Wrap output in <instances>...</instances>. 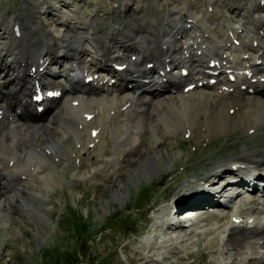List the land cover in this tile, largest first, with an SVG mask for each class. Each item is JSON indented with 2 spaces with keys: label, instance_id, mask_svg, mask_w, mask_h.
Here are the masks:
<instances>
[{
  "label": "bare ground",
  "instance_id": "1",
  "mask_svg": "<svg viewBox=\"0 0 264 264\" xmlns=\"http://www.w3.org/2000/svg\"><path fill=\"white\" fill-rule=\"evenodd\" d=\"M129 1H121L123 8H128ZM154 1L150 0L147 7L153 8ZM170 1L164 26L151 18L144 25L129 30L112 24L111 30L104 33L92 31L94 19L84 18L79 11L75 15L66 14L51 2L52 11L62 13L58 18L62 27L56 29L58 35L48 38L43 34L41 46L35 52H31L29 43L22 49L14 44L8 46L13 50V57L19 54L26 57L22 62H15L11 56L7 57V60L12 58L10 62L3 60L1 53L5 45L0 46V142L6 139V130H13L12 138L4 141L8 144L0 145V216L10 217L11 201L24 200L22 189L28 188L27 185L19 188L24 179L11 167L23 164L24 173L32 180L38 179L39 187L48 189L53 182L50 171L41 173L39 170L46 157H33L38 147L45 153L53 149L68 159L75 151L83 149L91 171L85 170L82 176L99 178L97 172L108 169L112 195L122 199L125 194L122 179L131 172L152 176L162 171L157 176V184L171 186L176 181L179 171L167 180L170 172L163 170L161 156L163 148L167 151L168 143L180 131L189 138L204 128L205 138L238 126L253 132L264 126L263 0H253L252 5L246 0H235L236 23L223 21L219 31L214 26V10L204 8L203 3L186 0L181 6L176 0ZM184 9L189 13L181 20ZM252 18L256 26L251 23ZM236 39L240 42L236 43ZM52 44L58 45L65 54L50 55L48 50ZM102 55L104 58H100ZM213 59L218 61L215 60V66L209 64ZM51 63L59 69L51 70ZM119 64L125 67L118 69ZM42 66L45 72L40 71ZM182 67H187L188 72L183 74ZM212 68H220L219 73L211 74ZM229 68H234V79L229 77ZM113 77L117 79L115 82H111ZM213 77L217 80L211 82ZM146 81L150 82L146 84ZM244 82L249 85L246 89L242 88ZM190 83H194V87L185 90ZM40 88H46L45 93L55 90L59 94H46L37 102L32 96ZM40 104L44 105L42 110H39ZM89 113L93 116L88 119ZM46 115L49 117L45 118ZM21 127L35 140H27L30 148L23 149L22 154L18 153L19 135L15 131ZM88 131L85 137L84 132ZM109 133L114 139L113 149L104 145ZM66 142L70 143L68 147ZM8 152L13 161L2 158ZM47 156L49 159L50 155ZM238 160L245 163L239 164ZM227 163L236 169H232L231 174L225 173ZM190 166L184 164L181 173ZM79 167H73L72 176L80 175ZM219 167L221 169L202 186L196 175L185 181L184 186L193 191L189 195L193 201L186 205L189 211L209 202L225 208L231 204L237 197L235 191L226 196L227 203L217 197L211 198L212 194L220 192L215 186L219 181L242 185L244 190L252 191L256 181L264 175V149L252 150L245 146L239 155L221 162ZM4 172L6 174L2 175ZM14 181L15 187L11 185ZM169 206L171 203L166 207L169 209ZM18 209L24 210L23 205ZM226 215L228 219L223 224L204 225L206 228L196 233L216 231L213 236L221 235L222 249L216 253L221 254L219 264H264V198L255 194L246 197ZM4 224L8 227L10 221L4 220ZM180 225L178 222L166 225L171 232H178L175 244L194 236L187 229L182 232Z\"/></svg>",
  "mask_w": 264,
  "mask_h": 264
},
{
  "label": "rangeland",
  "instance_id": "2",
  "mask_svg": "<svg viewBox=\"0 0 264 264\" xmlns=\"http://www.w3.org/2000/svg\"><path fill=\"white\" fill-rule=\"evenodd\" d=\"M121 1L0 0V46L5 45L1 53L2 59L10 62L14 58L15 62L17 60L22 62L26 57H21L20 54L13 57L11 55L13 50L7 48L8 46L14 44L17 49H22L29 43L32 46L31 52H35L41 46L43 34L48 38L59 34L56 29H62L58 21L62 13H54L52 7L49 6L51 2H54L59 10L66 14L75 15L79 11L84 18L94 19L92 31L101 30L99 33L110 31L112 24L119 25L125 30L135 29L138 25L141 26L151 21V18L159 20L160 25L164 26L168 17L167 7L171 5L170 0H156L153 8H149L147 6L150 0H130L128 10V8H123ZM234 1L195 0L194 2L199 5L203 3L204 8L214 10L215 13L212 15L216 21L214 26L215 30L219 31L223 21L235 23L237 21V11L233 10ZM246 2L252 5L253 0H246ZM175 3L182 6L186 0H176ZM188 13V10L184 9L181 20H184V16ZM251 23L255 25L256 20L252 18ZM259 33L262 34V30ZM88 44L90 45L89 42ZM48 52L53 56L65 54L56 44H52ZM9 56L12 58L7 60ZM100 58H104V55ZM58 59L61 58L58 57ZM54 65L51 68L58 70V65H55L56 67ZM140 79L143 81V78ZM52 80H55L54 77ZM21 128L15 130L19 135L20 150L18 153L20 154L23 149L30 148L28 139L35 141L24 127ZM203 129L190 138L185 137L184 131H180V134L178 133L168 143V152L163 148V157L161 156L162 160L160 159L162 163H160L165 167L164 171L170 172L167 180L174 175L172 173L179 171L177 174H180L171 186L166 183L157 184L156 180L162 171L152 176L131 172V176L130 174L123 176L125 194L122 199L112 195L108 169L97 172L99 178L82 176L85 170L91 171L90 162L84 159L83 149L75 151L72 158L68 159L66 155L59 154L53 149L45 153L43 149L36 148L33 157L37 155L46 157V160L41 161L43 167L39 170L41 173L50 171L53 182L48 189L39 187L38 179L32 180L24 173L23 164L11 167V169H17V173L21 174V178L24 179L19 188L24 185L28 188L22 189L24 200L18 198L16 201H11L12 214L10 217L0 216V264H219L221 254L216 253L222 249L221 235L213 236L216 231L196 233L205 229L204 225L208 226L217 222L223 224L228 219L225 214H230L233 206L242 203L243 199L252 194L244 190L243 186L231 189L229 185L225 193L241 189L235 200L226 208H216L212 202L203 206H194L195 209H200H196L197 212L187 222L180 223L183 227L182 232L187 229L194 236L192 235V239L183 240L179 244L173 243L176 241L178 232H171L166 228L162 218L164 213L162 206L179 198V206H181L179 213L184 216L190 212L186 205L193 201L192 196H189L193 191L184 186L185 181L192 175L202 176V182L199 178L202 186L208 182L213 172L221 168L219 167L221 162H227L236 157L245 146L252 150L264 149V126L257 128L254 132L238 126L229 129L228 132L205 138L202 134ZM12 131L9 129L5 131L6 139L12 138ZM88 134L89 131L84 132L85 137ZM4 141L0 142L1 146L8 144ZM65 144L68 147L70 143ZM104 145H109L110 149L114 148V139L110 133L105 136ZM47 155H50L49 159ZM2 158L13 161L10 152ZM188 163L191 164L190 168L182 174L184 164ZM238 163L244 164L245 161L238 160ZM77 165L80 166L81 176H72L71 170ZM224 167L228 168L226 171H230V174L234 169L230 163ZM5 174L4 172L2 175ZM222 182L219 181L215 186H219ZM15 183L14 181L11 185L15 187ZM257 193L258 190L255 194ZM176 194H179L178 197ZM217 196L218 194H212L211 198ZM21 205L24 210L18 209ZM38 208L41 210L38 211ZM42 209L45 212H42ZM4 220L10 221L8 227L4 224Z\"/></svg>",
  "mask_w": 264,
  "mask_h": 264
}]
</instances>
